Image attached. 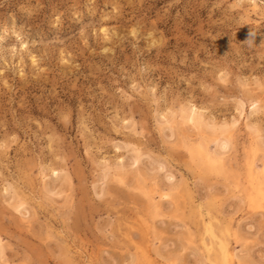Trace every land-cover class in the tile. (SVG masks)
<instances>
[{
	"label": "rangeland",
	"instance_id": "rangeland-1",
	"mask_svg": "<svg viewBox=\"0 0 264 264\" xmlns=\"http://www.w3.org/2000/svg\"><path fill=\"white\" fill-rule=\"evenodd\" d=\"M223 244L264 264V0H0V264Z\"/></svg>",
	"mask_w": 264,
	"mask_h": 264
},
{
	"label": "bare ground",
	"instance_id": "bare-ground-1",
	"mask_svg": "<svg viewBox=\"0 0 264 264\" xmlns=\"http://www.w3.org/2000/svg\"><path fill=\"white\" fill-rule=\"evenodd\" d=\"M190 113V112H189ZM185 116V115H184ZM187 119V118H186ZM194 123V122H193ZM203 127H205V126H203ZM207 127V126H206ZM204 129V128H203ZM215 131V130H214ZM205 133V132H204ZM222 133V132H221ZM208 136V135H207ZM213 137V136H212ZM223 141V140H222ZM229 141V140H228ZM187 144V143H186ZM221 144V143H220ZM224 144V143H223ZM204 148V147H203ZM261 149V148H260ZM262 150V149H261ZM218 151V150H217ZM200 152H201V150H200ZM203 152V151H202ZM203 155V154H202ZM204 157V156H203ZM160 211V210H159ZM222 248H223V255H224V260H223V262H224V264H233V255L230 253V248H229V250H228V248L226 247V245L225 244H223V246H222Z\"/></svg>",
	"mask_w": 264,
	"mask_h": 264
}]
</instances>
